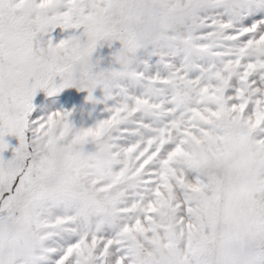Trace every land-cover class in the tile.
Masks as SVG:
<instances>
[{
	"label": "snow or ice",
	"instance_id": "snow-or-ice-1",
	"mask_svg": "<svg viewBox=\"0 0 264 264\" xmlns=\"http://www.w3.org/2000/svg\"><path fill=\"white\" fill-rule=\"evenodd\" d=\"M0 264H264V0H0Z\"/></svg>",
	"mask_w": 264,
	"mask_h": 264
},
{
	"label": "rangeland",
	"instance_id": "rangeland-1",
	"mask_svg": "<svg viewBox=\"0 0 264 264\" xmlns=\"http://www.w3.org/2000/svg\"><path fill=\"white\" fill-rule=\"evenodd\" d=\"M69 33L57 28L53 36L56 39L64 38ZM119 47L118 42L109 48L106 43L103 46H98L96 52L93 54L94 59H100L101 66H108L111 52ZM94 96L97 99L102 97L99 89L96 90ZM87 92L79 91L77 89H65L56 97H47L44 92H38L34 98V105L36 111L41 115H46L57 110H68L72 112L70 117L71 123L75 129L88 128L93 126L98 120L107 117L108 113L105 111V103L93 104L86 100ZM111 104V101L108 102ZM5 140L9 144V148L3 153L4 159H10L13 155V149L18 146V138L14 135L6 136Z\"/></svg>",
	"mask_w": 264,
	"mask_h": 264
}]
</instances>
